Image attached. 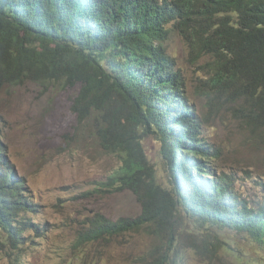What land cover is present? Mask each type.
<instances>
[{"label": "trees", "instance_id": "trees-1", "mask_svg": "<svg viewBox=\"0 0 264 264\" xmlns=\"http://www.w3.org/2000/svg\"><path fill=\"white\" fill-rule=\"evenodd\" d=\"M171 31L195 59L208 58L204 85L244 100L232 107L264 143V0H0V90L28 81L78 87L72 111L79 127L92 120L102 148L120 159L100 190H129L141 206L139 215L116 221L95 214L74 244L80 255L86 245L142 233L156 243L135 264H181L190 223L264 245V192L244 199L216 167L218 154L202 137L185 78L164 44ZM148 137L161 143L166 182L147 159ZM3 138L0 235L19 250L26 233L44 234L29 217L37 206Z\"/></svg>", "mask_w": 264, "mask_h": 264}, {"label": "rangeland", "instance_id": "rangeland-1", "mask_svg": "<svg viewBox=\"0 0 264 264\" xmlns=\"http://www.w3.org/2000/svg\"><path fill=\"white\" fill-rule=\"evenodd\" d=\"M186 81L189 102L202 123V137L218 154L220 171L235 180L244 199L260 197L264 189V143L239 118L232 106H246L230 93H214L204 85L207 57L195 59L175 31L164 43ZM78 91L59 83L28 81L0 90V133L10 163L25 180L28 197L37 206L29 217L40 224L43 237L32 231L28 245L15 250L0 235V264H135L156 241L146 234H128L110 245H86L84 254L73 250L84 226L97 213L116 221L141 213L129 190H100L120 159L102 148L93 121L79 127L72 101ZM147 159L159 181L168 177L161 143L144 140ZM260 183V184H258ZM44 230V231H43ZM180 239L181 264H264V245L246 233L230 229H201L190 223ZM213 247H208L210 242Z\"/></svg>", "mask_w": 264, "mask_h": 264}, {"label": "clouds", "instance_id": "clouds-1", "mask_svg": "<svg viewBox=\"0 0 264 264\" xmlns=\"http://www.w3.org/2000/svg\"><path fill=\"white\" fill-rule=\"evenodd\" d=\"M172 32V31H171ZM176 32V31H175ZM178 33V32H177ZM28 233L25 234L26 238H29V236H27Z\"/></svg>", "mask_w": 264, "mask_h": 264}]
</instances>
